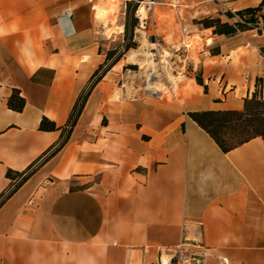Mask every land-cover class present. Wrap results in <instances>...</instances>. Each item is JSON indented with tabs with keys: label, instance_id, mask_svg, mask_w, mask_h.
<instances>
[{
	"label": "crops",
	"instance_id": "1",
	"mask_svg": "<svg viewBox=\"0 0 264 264\" xmlns=\"http://www.w3.org/2000/svg\"><path fill=\"white\" fill-rule=\"evenodd\" d=\"M186 5L224 21L254 4ZM164 29L194 42L188 106L123 89L91 0H0V264H156L181 241L202 264H264V140L223 151L189 115L264 98V33Z\"/></svg>",
	"mask_w": 264,
	"mask_h": 264
},
{
	"label": "rangeland",
	"instance_id": "2",
	"mask_svg": "<svg viewBox=\"0 0 264 264\" xmlns=\"http://www.w3.org/2000/svg\"><path fill=\"white\" fill-rule=\"evenodd\" d=\"M145 1L147 0H91L96 35L105 43L102 48L110 58L106 68L116 64L113 69L110 67L111 73L114 74V70L118 71L121 82L124 84L123 89H126L128 94L148 96L149 99L159 103H179L188 106V97L193 96L191 93L193 85L189 83L187 77L200 73L199 65L195 64L198 58L193 49L194 42L185 37L184 44H181L177 40L178 37L173 40L172 34L162 33L165 31V26L170 24L177 28L182 26L184 29H189L207 16L214 18L218 16L189 13L187 9L190 6L186 5V0L169 1L168 12H163L159 8L160 4H155L148 9ZM249 1L254 4L251 7L260 5L255 13L254 21L248 20V14L244 16L237 12H235L236 15L231 14L229 8H225L224 11L226 20L221 21L231 25L239 22L241 26L237 27L240 31L253 30L256 33H264V2L261 5L262 0ZM94 4L98 5L96 11L98 20L94 18ZM105 8L110 10L107 17L99 15ZM187 43L191 44L192 48L188 49ZM131 50H135L132 59L129 55ZM140 50L152 53L150 58L153 59L156 68L153 65H144L142 61L147 57ZM242 50L234 52L232 57L236 60ZM147 80L151 82L149 89L143 88ZM155 85L159 88L158 94L151 93L156 89Z\"/></svg>",
	"mask_w": 264,
	"mask_h": 264
},
{
	"label": "trees",
	"instance_id": "3",
	"mask_svg": "<svg viewBox=\"0 0 264 264\" xmlns=\"http://www.w3.org/2000/svg\"><path fill=\"white\" fill-rule=\"evenodd\" d=\"M263 2L262 0L260 4L262 5ZM259 8L260 5L256 7L249 6L241 10H236V12L242 16L248 14V20L254 21L255 13ZM228 16H231V14H228ZM197 23L203 27H213L214 33L229 35L240 30L239 27L241 26L239 22H236L235 25L222 22L219 16L216 18L207 16ZM97 79H99V76L94 81ZM195 80L197 83L202 84L200 73L195 75ZM8 103L11 108L21 110L24 106V98L12 94ZM189 115L201 128L209 133L223 151H228L254 136H261L264 140V98L258 97L255 94L244 100L241 109L202 110L190 112ZM7 175L12 176L11 171H8ZM27 175L28 173L19 175L21 179L17 186ZM13 190L8 192L6 196Z\"/></svg>",
	"mask_w": 264,
	"mask_h": 264
},
{
	"label": "built area",
	"instance_id": "4",
	"mask_svg": "<svg viewBox=\"0 0 264 264\" xmlns=\"http://www.w3.org/2000/svg\"><path fill=\"white\" fill-rule=\"evenodd\" d=\"M212 2L218 3L219 0H210ZM157 3V0H147L145 1L146 6L148 9L152 8ZM231 14L236 15V11L230 9ZM71 15L69 9L62 11L61 17H68ZM240 21H242L240 19ZM156 45V43H155ZM79 111V104L75 106L71 113V119L67 124V129L71 126L73 120L75 119L77 113ZM21 177H16L12 181V185L10 186L11 190L17 187L18 182L20 181ZM7 192V193H8ZM185 241H181L178 243L174 248L168 249L166 254H160L156 264H202V261L205 257V254L202 253L200 255L196 254L195 252L191 251L186 247ZM196 257H199L200 260H197ZM221 264H228L226 258H220Z\"/></svg>",
	"mask_w": 264,
	"mask_h": 264
},
{
	"label": "bare ground",
	"instance_id": "5",
	"mask_svg": "<svg viewBox=\"0 0 264 264\" xmlns=\"http://www.w3.org/2000/svg\"><path fill=\"white\" fill-rule=\"evenodd\" d=\"M109 10V8H105L104 10H103V13L102 14H99V15H101V16H108V12L110 11H108ZM110 13V12H109ZM146 15V14H145ZM143 17H145V16H143ZM141 52H143L144 54H145V56L147 57L145 60H143L142 62H144V65H150V66H154L155 64H154V61H153V59L152 58H150V56L152 55V53L151 52H149V51H142V50H140ZM137 52V51H136ZM138 52H139V50H138ZM137 52V53H138ZM139 54V53H138ZM130 59H132V58H134V55H135V50H131L130 51ZM136 57V56H135ZM137 58V57H136ZM135 58V59H136ZM134 60V59H133ZM138 60V59H137ZM136 60V61H137ZM155 67V66H154ZM148 68V67H147ZM150 68V67H149ZM153 68V67H152ZM156 68V67H155ZM154 68V69H155ZM152 74V73H151ZM148 75H149V73H148ZM150 77H151V75H150ZM150 77H149V79H150ZM154 82V81H153ZM154 85L152 84V87H153ZM143 88H145V89H149V88H151V82H150V80H147V82H145V84H143ZM155 88H156V85H155ZM158 89L159 88H156V89H154L153 90V92H151V93H157L158 92ZM158 94V93H157Z\"/></svg>",
	"mask_w": 264,
	"mask_h": 264
}]
</instances>
